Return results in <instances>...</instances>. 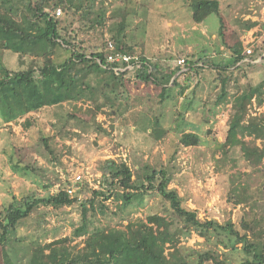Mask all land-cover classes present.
<instances>
[{
    "label": "trees",
    "instance_id": "16d2710c",
    "mask_svg": "<svg viewBox=\"0 0 264 264\" xmlns=\"http://www.w3.org/2000/svg\"><path fill=\"white\" fill-rule=\"evenodd\" d=\"M133 4L137 5V1L126 0L122 13L111 11L108 15L107 0H0V112L3 121L16 122L27 115L25 126L29 128L35 122L34 117L29 116L31 112L64 102H81L80 112L87 103L89 115L75 113L72 117L101 130L96 117L105 108L116 117L128 111L125 85L132 78L136 86L154 83L160 87L163 113L164 101L173 97V87L178 84L176 79L171 84L175 71L161 73L162 76L156 78L152 68L157 66L139 53L141 65L133 71L116 72L114 65L106 62L108 40L123 52L137 53L139 43H134V34L129 31L131 19L138 16V8ZM190 6L192 18L198 23L217 14L221 21L220 35H224L227 24L221 0H194ZM58 8L62 10L59 16ZM143 23L147 24L148 20ZM4 50L18 54L21 64L26 63L25 57L30 56L32 60L26 69H10L3 61ZM184 58L185 67H203L200 62L215 65L209 56ZM240 59L241 56L237 57L234 64ZM218 67L230 65L222 62ZM231 79L230 73L220 75L223 85L215 107L229 104L226 99ZM185 89L183 86L181 90L180 86L178 97ZM253 99L259 106L264 104V79L256 86L251 85L231 105L225 138L218 146L221 156L216 158L213 151L219 170L229 165L230 169H235L224 172L229 184L223 221L217 217L202 218L199 208L190 207L186 197L180 195L177 188L170 187L181 171L177 162L179 150L202 142L200 134L185 131L189 122L186 114L192 104L182 103L173 108L172 131L177 133L178 142L166 164L158 167L145 161L134 168L126 160L105 159L100 161L98 187L82 182L74 196L67 192L72 184L69 171L64 170L67 177L63 180L57 170L64 165L63 152L53 144V135L43 133L32 143H15L11 152H5L12 170L26 179L39 176L43 181L39 186L46 194L38 195L34 189L22 192L20 197L13 193L12 200L3 204L0 250H11L7 244L12 239L23 243L25 237L18 236L16 231L39 208L58 211L71 207L81 216L80 223L73 228L72 240L82 239L74 244L70 239H63L69 242L68 246L62 251L56 247L53 255H45L38 239H33L21 249L23 256L32 253L30 264H264V199L252 188L253 173L264 171V113L246 119L247 106ZM146 110L161 122V115H155L153 107ZM62 139H68V135H63ZM258 140L263 143L258 144ZM34 153L50 165L39 163ZM54 163L57 168L51 167ZM244 165L248 171L240 169ZM57 183L59 187L50 192ZM258 190L264 193V182L258 185ZM153 195L161 198V211L151 212L147 218L116 226L104 225L97 218L98 213L105 215L109 210L107 202L110 200L118 199L126 207ZM228 207L241 208L237 219L230 216ZM193 234L204 238L206 246L196 248L186 244L185 240ZM54 243L62 244V240Z\"/></svg>",
    "mask_w": 264,
    "mask_h": 264
},
{
    "label": "rangeland",
    "instance_id": "374dc122",
    "mask_svg": "<svg viewBox=\"0 0 264 264\" xmlns=\"http://www.w3.org/2000/svg\"><path fill=\"white\" fill-rule=\"evenodd\" d=\"M157 3L163 5L166 2L165 0H157ZM107 5L109 7L108 15L111 11H117V13L120 14L124 10V7H126L125 0H107ZM133 6L138 8V16L131 19L129 31L134 34V43H139L136 49L137 53L150 56L155 48L159 51L158 49H162L164 46L169 47V42H173L174 39L166 25V21L176 16V10L167 7L164 8V6H156L162 10L157 9V12H153L152 15H150V10L148 9L147 11V8H140L139 2L137 5L133 4ZM184 15H186L185 12ZM211 18L216 21V19L218 20V15L213 14ZM147 20L149 21L147 24L143 23L144 21L147 22ZM237 49H239V47H237ZM2 54L4 63L13 70L26 69L32 60L30 56L25 57L26 63L21 64L18 54L11 50H4ZM174 58L177 59V57ZM174 58H168V64L170 66H174L173 63H171L174 62ZM226 63L234 64L227 59ZM249 66L253 67L252 65H248V67ZM243 67H247V65ZM259 67H261L260 77L256 78L257 80H251V85L256 86L264 79V64ZM105 74L110 76V73ZM143 91L145 92V89ZM125 95L128 96L127 101L130 106L128 111L123 115L125 116V121L124 119L122 121L126 124V126H123L125 127L124 130H122L123 127L117 128L115 123L116 119H122V115L116 117L106 108L103 112L106 113L105 119L107 120L105 121L112 123V125L110 124L109 126L110 132L100 131L99 128L97 129L90 123L82 124L79 118L72 117L75 113L77 116L80 114L89 115L90 106L87 103L83 105V112H80L79 109L82 106L81 102H68L66 104L57 105L56 107L53 106L55 108L47 111L44 120L39 116H32L35 120L33 125L26 128L24 124V130L20 129V132H16L12 129L5 130L7 126L2 125L0 122V129L4 128V132L0 131V210L3 208V204H8L12 200L13 192L15 191L19 192V197L22 192L33 189L38 195L46 194V191L42 189L43 187L39 186V183L42 181L39 176L31 178L33 181H31V179L22 181L12 170L7 158V153L12 151L15 143L20 145L32 143L35 139L40 138L43 133H49L54 136L53 144L57 149L63 152L62 162L64 161V165L59 168H64V170L67 169L70 173L69 177L73 176V172L77 170L80 163L92 165L93 172L96 173L100 171V161L105 159H116L121 161L124 160L125 154L127 155V162L134 168L145 161L150 162L152 165H157L158 167L166 164L170 154L174 152L176 142H178L177 133L172 131L169 135L163 137L160 135V130L157 128H155L153 133L149 136L142 133L143 129L140 126L135 131L132 130L130 122H135L136 120L137 123L140 121L139 124H142L150 123L151 121L147 119L141 120V118L139 120L137 118L138 111L136 106L139 107L140 105L133 97L134 101L132 98L130 99L128 92L125 93ZM175 106L172 105L167 107L170 109H165L162 113L160 104L156 102L155 98H151L141 107H143L142 109L145 112H147L146 108L153 107L156 111L154 114H160L161 122L165 125L169 120L170 123L174 120L173 108ZM247 107V120L250 115L264 113V104L259 106L257 100ZM231 108V105H221L219 109L221 116L218 118L215 115L211 120L209 119L207 123L205 122V129L201 134L202 143L198 146L181 148L177 157V162L181 166V171L177 173L170 187L177 188L180 195L186 197V203L190 207L199 208L202 218L210 216L217 217L219 220L223 221L226 217V192L228 190L229 181L224 172L225 170H229L230 172L235 171V169H230L229 165L224 170H219L218 164L213 157V151L215 150L216 158L221 156L218 146L225 138L226 123L230 116ZM78 125L80 128H78ZM71 133L75 134L71 135ZM63 135H68V139L63 140ZM257 143L262 144L263 141L258 140ZM4 149L6 151H4ZM33 155L39 160V163L48 164L44 162L40 156H37L35 153ZM55 164L56 163L52 164L51 167L57 168V165L54 166ZM240 169L242 171H248V167L245 165ZM66 177L65 173V178ZM262 182H264V171L253 173V191L258 195H262L264 199V193H260L258 190V185ZM20 183L21 186L16 188L15 185H19ZM53 189L54 187L50 192H52ZM160 199V197L153 195L147 197L146 200H137L126 207L123 206L118 199H113L107 202L109 210L106 211V214L98 213L97 218L102 224L113 226L127 223L130 220L138 218H147L151 212L161 211L162 204ZM228 211L232 218L237 219L238 213L241 212V208L228 207ZM233 215L235 216L233 217ZM80 218V212L76 208L67 207L58 211L47 209L46 207L39 208L32 216L25 219L20 229L16 231L18 236L25 237L23 243L12 239L10 243L7 244L11 250L8 252L4 249L0 250V264H30L32 253L28 252L23 256L24 252L21 249L22 245L28 244L33 239H38L40 250L44 251L45 255H53L58 246L60 247V251L64 250L69 242H64L63 239L72 240L73 228L80 223ZM96 221L100 223L98 220ZM81 239L82 238H75L70 243L74 244ZM59 240H62V244L57 245L54 243ZM185 242L196 248L206 246L204 238L199 237L197 234H193V236L185 240ZM49 244L53 246L49 247Z\"/></svg>",
    "mask_w": 264,
    "mask_h": 264
},
{
    "label": "crops",
    "instance_id": "0c3cea01",
    "mask_svg": "<svg viewBox=\"0 0 264 264\" xmlns=\"http://www.w3.org/2000/svg\"><path fill=\"white\" fill-rule=\"evenodd\" d=\"M134 1L140 3V8H147V11L149 9L150 15L153 12H157V9L162 10L158 8L161 6L176 10V16L166 21V25L173 36V42H169V47L164 46L162 49H158L159 51L155 48L152 55L145 56L157 66L152 68L156 78H160L162 76L161 73L175 71L171 78V84L175 79L178 84L173 87V97L164 101L163 109H170L167 107L172 105H177L178 108L182 103L192 104L186 114L189 122L185 126V131L201 135L205 129V122L207 123L215 115L218 118L221 116L219 110L221 106H216L215 108L222 91L221 74L230 73L232 76L231 81L228 83L229 95L226 99V103H229L228 105L235 103L245 91L250 89L251 80H257L256 78L260 77L261 67L259 66L264 64V0H221V11L227 24L223 36L220 35L221 21L219 16L216 21L211 18L215 13L199 23L193 20L190 3L194 0H165L166 3L163 5L158 4L157 0ZM184 12L186 15H184ZM249 47L253 49L252 54H246V49ZM205 56H209L215 65H205L200 62L199 64L203 67H185L178 64V59L181 57L198 59ZM239 56H241V59L236 64H229L230 67L226 68L218 67L220 63H226V59L234 63ZM174 57H177V59ZM168 58H174V62H171L174 66L168 64ZM244 65H247V67H243ZM248 65L253 67H248ZM133 80L134 78L129 84L125 85V89L130 95V99L133 97L140 105L139 107L136 106L138 111L137 118L139 120L140 118L141 120L147 119L151 122L139 124L140 121L138 120L139 122L137 123L135 120V122H130V125H132L131 129L135 131L140 126L143 129L142 133L149 136L157 128L163 137L169 135L172 132L173 121L170 123L169 120L167 124L163 125V123L156 120L155 116L147 114L141 107L151 98H155L156 102L161 104L162 92L160 87H157L154 83L149 85L142 83L136 86L133 84ZM180 86L181 90L183 86L186 89L184 94L178 97L177 92L180 90ZM144 89L145 92L143 91ZM232 94L235 95L232 97ZM254 101L255 99L252 102ZM66 103L68 102H64V104ZM55 107H44L38 112H31L29 116L36 115L44 120L47 111ZM105 115L106 113L104 112L97 115L96 122L101 125L100 131L110 132L109 126L112 123L105 121L107 120ZM123 119L125 121V116H122V119H116L117 128L126 126L124 121H122ZM0 122L2 125L7 126L5 130L12 129L16 132H20V129L24 130L23 125L26 123V121L19 122L18 120L6 123L3 121L1 112ZM0 131L4 132V128H1ZM64 160L67 161L66 159ZM57 170L59 172L64 171L62 168ZM19 179L26 181V178L21 176H19ZM18 186L20 187L21 183L15 185L16 188ZM13 193L17 196L19 195L18 191Z\"/></svg>",
    "mask_w": 264,
    "mask_h": 264
},
{
    "label": "built area",
    "instance_id": "2783aa9c",
    "mask_svg": "<svg viewBox=\"0 0 264 264\" xmlns=\"http://www.w3.org/2000/svg\"><path fill=\"white\" fill-rule=\"evenodd\" d=\"M56 14L59 16L62 14L61 8H58L56 10ZM264 37V35H263ZM107 59L106 62L109 64L114 65V70L116 72L129 70L133 71L136 66L141 65V56L138 53H126L118 49V47L111 41H107ZM253 49L251 47L246 49V54H252ZM98 62L103 65V62L101 59H98ZM186 59L184 57L178 59V64L181 66H185ZM27 118L26 116L20 117L18 119L19 122H24ZM124 160H126V154L124 155ZM61 178L65 179V172H60ZM101 178V171H97L96 173L93 172V166L90 164H84L80 163V166L77 167V170L73 172V176L69 177V180L71 181V185L68 186L67 192L74 196L75 192L78 188H80V184L82 182H88L93 187H98L100 183ZM98 182V183H97ZM59 183H57L54 186V190H56L59 187ZM236 210V209H234ZM235 214V211H234ZM235 215H233L234 217Z\"/></svg>",
    "mask_w": 264,
    "mask_h": 264
}]
</instances>
